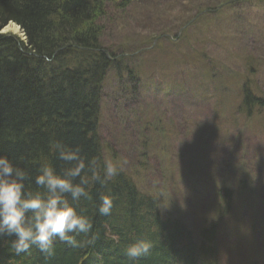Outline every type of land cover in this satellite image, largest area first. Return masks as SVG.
<instances>
[{
  "label": "rangeland",
  "instance_id": "rangeland-1",
  "mask_svg": "<svg viewBox=\"0 0 264 264\" xmlns=\"http://www.w3.org/2000/svg\"><path fill=\"white\" fill-rule=\"evenodd\" d=\"M115 10L100 21L101 43L114 57L133 52L141 85L130 96L126 78L106 76L98 127L105 159L133 156L136 175L127 171L163 219L198 229L197 219L213 222L219 264H264V106L245 115L240 89L264 98V0H152ZM0 33L26 41L12 22Z\"/></svg>",
  "mask_w": 264,
  "mask_h": 264
},
{
  "label": "trees",
  "instance_id": "trees-1",
  "mask_svg": "<svg viewBox=\"0 0 264 264\" xmlns=\"http://www.w3.org/2000/svg\"><path fill=\"white\" fill-rule=\"evenodd\" d=\"M151 2L0 0V32L12 22L20 26L26 40L0 33V155L33 177L26 190H37L34 177L42 162L52 163L58 171L63 166L50 150L52 141L79 148L82 158H95L100 166L106 160L104 151L110 148L98 134L106 76L112 72L120 83L126 78L130 96L138 93L141 83L137 82L138 69L131 64L135 56L127 54L132 51L114 57V49L102 45L100 21L109 9L123 12ZM164 2L170 4L171 0ZM163 31H154V35L166 33ZM245 69L254 72L247 64ZM242 89L241 103L249 116L251 108L264 106V98L255 97L249 85ZM147 146L142 144L143 149ZM132 158L123 155L121 161L127 162L113 182L104 187L90 185L91 199L75 202L93 223L92 233L77 236V240L94 236V244L70 247L56 241L51 257L36 248L16 255L9 243L14 237H4L0 239V264H132L124 249L138 239L151 241L153 247L151 255L136 264H219L214 245L216 225L206 222L201 229L190 230L177 219H163L157 199L141 191L127 171L135 174L128 165ZM112 159L119 157L114 154ZM101 193L113 197L109 216L97 212ZM224 194L230 199L226 190Z\"/></svg>",
  "mask_w": 264,
  "mask_h": 264
},
{
  "label": "clouds",
  "instance_id": "clouds-1",
  "mask_svg": "<svg viewBox=\"0 0 264 264\" xmlns=\"http://www.w3.org/2000/svg\"><path fill=\"white\" fill-rule=\"evenodd\" d=\"M50 150L63 166L58 171L52 163L42 162L34 177L35 191L26 190V183L32 182L33 177L7 156L0 155V239L14 237L9 243L16 255L36 248L51 257L56 241L70 247L94 244V236L86 241L77 240V236L92 233L93 223L77 209L75 202L91 199L89 186H107L126 164L107 159L100 166L95 158H82L79 148L59 141L50 142ZM98 201V214L111 215L113 197L101 193ZM152 247L151 241L138 239L124 251L127 259L136 264L151 255Z\"/></svg>",
  "mask_w": 264,
  "mask_h": 264
},
{
  "label": "bare ground",
  "instance_id": "bare-ground-1",
  "mask_svg": "<svg viewBox=\"0 0 264 264\" xmlns=\"http://www.w3.org/2000/svg\"><path fill=\"white\" fill-rule=\"evenodd\" d=\"M5 31H12L13 33H15V32H18L17 31V27H15L14 25H9L6 29H5ZM257 49L258 50H262L263 52H264V46H260V45H258L257 46ZM209 68V70L208 71H210V72H214V70H212L211 69V67L209 66V67H207V69ZM216 69V68H215ZM216 71H217V69H216ZM215 74H216V72H215ZM244 85H247V84H244ZM244 85H242V86H244ZM241 90H242V92H243V89H242V87L240 88ZM243 96H244V94H242ZM243 98V97H242Z\"/></svg>",
  "mask_w": 264,
  "mask_h": 264
}]
</instances>
